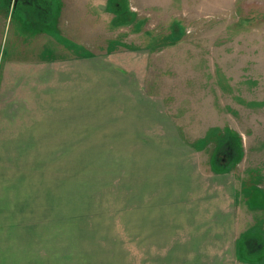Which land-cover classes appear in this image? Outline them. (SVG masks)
<instances>
[{
    "label": "rangeland",
    "instance_id": "374dc122",
    "mask_svg": "<svg viewBox=\"0 0 264 264\" xmlns=\"http://www.w3.org/2000/svg\"><path fill=\"white\" fill-rule=\"evenodd\" d=\"M88 5L90 13L74 10L71 34L61 31L67 23L60 0H0V49L22 43L15 28L46 26L53 57L123 51L133 67L123 71L140 74L131 85L124 81L132 86L131 105H102L109 112L80 123L90 127L77 139L64 132L45 145L9 146L16 156L7 187L15 190V231L79 238L84 254L90 234H121L127 264H135L129 245L136 234L166 233L168 218H263L264 0ZM89 21L88 34L82 29ZM231 136L242 148L237 162L221 145ZM222 189L228 204H213Z\"/></svg>",
    "mask_w": 264,
    "mask_h": 264
},
{
    "label": "crops",
    "instance_id": "0c3cea01",
    "mask_svg": "<svg viewBox=\"0 0 264 264\" xmlns=\"http://www.w3.org/2000/svg\"><path fill=\"white\" fill-rule=\"evenodd\" d=\"M60 1L67 23L61 31L74 34L72 24L78 15L74 10L81 6L90 13V0ZM96 4L103 6L99 1ZM45 27H17L12 30L13 37L22 43L0 49V264H110L116 259L127 264L128 244L121 234H90V244L85 245L90 253L84 254L79 250V238L15 231L19 222L15 190L13 186L7 191V187L14 185L16 156L9 146L45 145L48 137L60 134L61 138L64 132H70L65 133L68 138L77 139L80 129L90 127L80 123L92 122L96 113L109 112L102 105H131L128 94L132 86L126 87L124 81L131 85L130 80L140 75L134 71L127 76L123 71L130 68L132 58L123 51L106 56L53 57L47 51V38L52 32ZM85 29L89 34L90 21L82 32ZM87 38L89 41L90 36ZM129 54L142 58L136 51ZM95 104L99 110L94 109ZM29 157L27 154L28 161ZM18 161H24V157L19 156ZM226 193L222 189L213 204H228ZM29 194L28 181L24 196L30 198ZM238 198L235 193V204H239ZM167 220L166 233L136 234L135 243L129 245L134 246L135 264H264V228L256 227L264 225V217Z\"/></svg>",
    "mask_w": 264,
    "mask_h": 264
},
{
    "label": "trees",
    "instance_id": "16d2710c",
    "mask_svg": "<svg viewBox=\"0 0 264 264\" xmlns=\"http://www.w3.org/2000/svg\"><path fill=\"white\" fill-rule=\"evenodd\" d=\"M223 139V138H222ZM224 142L223 145L224 147H226V150L227 148H229L231 150V158L232 159H235L234 162H237L239 161V159L241 158L242 156V148L240 147V145L237 143V138L235 136H231L229 138H226L224 139ZM222 156V155H221ZM218 161H215V163H218L219 160H220V156H218ZM229 159H228V162H225V166H226V163H229Z\"/></svg>",
    "mask_w": 264,
    "mask_h": 264
}]
</instances>
